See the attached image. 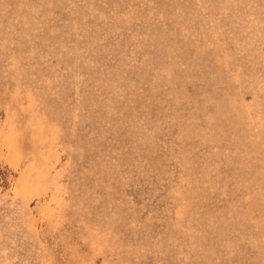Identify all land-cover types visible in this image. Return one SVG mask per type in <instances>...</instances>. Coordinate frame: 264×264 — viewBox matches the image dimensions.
Returning a JSON list of instances; mask_svg holds the SVG:
<instances>
[{
    "label": "rangeland",
    "instance_id": "obj_1",
    "mask_svg": "<svg viewBox=\"0 0 264 264\" xmlns=\"http://www.w3.org/2000/svg\"><path fill=\"white\" fill-rule=\"evenodd\" d=\"M0 264H264V0H0Z\"/></svg>",
    "mask_w": 264,
    "mask_h": 264
}]
</instances>
